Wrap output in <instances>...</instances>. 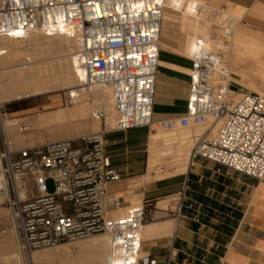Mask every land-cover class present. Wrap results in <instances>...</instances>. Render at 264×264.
Listing matches in <instances>:
<instances>
[{
  "label": "built area",
  "instance_id": "obj_1",
  "mask_svg": "<svg viewBox=\"0 0 264 264\" xmlns=\"http://www.w3.org/2000/svg\"><path fill=\"white\" fill-rule=\"evenodd\" d=\"M167 1L0 0V37L22 38L41 30L77 39L75 59L84 69L80 88H108L116 116L110 129L104 113L94 112L92 118L104 125L82 137L17 151L5 138L0 143V197L17 230L23 264H34L39 249L100 233L112 237L110 264H158L142 251L147 202L124 216L108 213L109 206L123 202L108 195V186L122 179L106 152L111 131L186 130L212 121L196 137L191 160L211 161L264 183V96L233 81L221 51L199 47L191 58L186 111L153 119ZM81 96L78 88L64 90L61 104L71 107ZM217 125L218 133L211 136Z\"/></svg>",
  "mask_w": 264,
  "mask_h": 264
},
{
  "label": "crops",
  "instance_id": "obj_2",
  "mask_svg": "<svg viewBox=\"0 0 264 264\" xmlns=\"http://www.w3.org/2000/svg\"><path fill=\"white\" fill-rule=\"evenodd\" d=\"M236 2L238 4L227 3L243 9L241 20L236 24L238 33L245 39L264 44V2ZM165 22L167 38L163 48L169 60H165L160 69L167 71L173 66L171 58L175 55L179 59L175 60V70L180 75L159 71L155 121L176 118L186 111L189 78L185 80L182 76L189 70V61L191 63L190 41L200 27L198 20H185L176 9L167 10ZM29 109L19 102L13 114ZM12 118L21 120L16 116ZM155 133L142 127L125 133L111 131L106 135V152L113 168L122 175L120 181L108 186V195L123 199L120 207L109 206V215L117 217L134 207L129 206V200L137 199L143 205V202L179 195L177 211L163 209L164 199L158 202L157 208L170 218L144 224L143 253L154 257L158 264H264V184L201 159L191 160L186 172L146 182L153 178L150 158ZM12 135L11 128L9 139L17 143L18 138L13 139ZM142 183L144 185L139 186Z\"/></svg>",
  "mask_w": 264,
  "mask_h": 264
},
{
  "label": "bare ground",
  "instance_id": "obj_3",
  "mask_svg": "<svg viewBox=\"0 0 264 264\" xmlns=\"http://www.w3.org/2000/svg\"><path fill=\"white\" fill-rule=\"evenodd\" d=\"M220 2H222V0L167 1L160 36V65L165 64V60H169L164 56L165 49L163 48L164 41L167 38L165 33L166 12L168 9H176L183 14L185 20L192 18L198 20L200 23L199 33L191 39L189 44L188 55L190 60L199 47L209 50H219L224 54L225 59H230L226 61L231 72L234 74L233 81L239 86L246 87L251 89L250 91L260 93L264 96V44L243 38L236 29L233 30V27L227 26L228 24L224 25L223 28V35H228V37L225 38L221 36L219 33V28L221 26L219 20L221 15H227L226 19L231 21L236 17L241 18L243 9L227 2H225V4L227 3L228 7L222 9ZM209 11L213 12L211 18L207 13ZM215 12L217 13L215 14ZM21 42H27L28 46L27 44V47L21 45ZM256 48H258V50H256ZM77 49L78 40L70 38L64 31L48 35L41 30H35L22 38L1 36L0 62L3 65H10L4 68L7 73H5V71L3 73L9 75V72H14L16 81L15 83L7 82L3 84L0 80V104L24 98L47 95L60 89L74 91L78 88L82 96L81 99L72 106V109H59L48 113H42L37 117V122L44 126L50 124L63 125L75 119H86L89 113L92 117V114L96 111L103 112L104 115L105 112L113 115V100L108 88L102 86L80 88L84 80V69L75 59ZM224 51H226L227 54H225ZM19 60L27 61L26 63L24 62L25 64H18V62H20ZM32 60H40V64H43L41 62L44 60H49L51 63L48 61L49 65L46 71H44L40 65H34L36 62V64H39V61ZM93 104L96 106L91 107ZM99 122L100 120L94 121V124L97 125ZM15 123L16 121H14V119L7 118L2 120L0 124V129L11 149L13 148V143L9 137L11 135V128ZM211 123L212 121H209V126ZM106 125L110 129L115 126V124L114 126H110L107 123ZM26 129L27 127L23 126L19 128V132L22 134L20 135V139H17V143L23 142V132ZM215 130H217L216 133H218L219 125L212 127L211 133ZM67 135L68 131L64 129L58 136H52L51 138L65 137ZM193 136L194 135L189 134H178L176 138L177 141H172L174 139H167L165 136L159 134V132L155 133L152 136L150 173L152 174V171L154 172L155 169H161L164 165L163 162L168 160L167 156L170 153H175V157L178 158L176 159L178 171L186 172L189 166V156L187 147H184V145L188 143V140ZM181 156H183V158ZM169 163L165 164L170 165ZM156 172L158 173V171ZM158 174L161 176V173ZM130 209L131 208H128L123 213V216L126 215ZM113 217H116V215ZM15 236V231L11 229L0 238L1 264H23ZM112 253L113 243L111 235L109 233H100L87 237L86 239L77 240L71 244L35 251L32 257L34 264H110L109 258Z\"/></svg>",
  "mask_w": 264,
  "mask_h": 264
},
{
  "label": "rangeland",
  "instance_id": "obj_4",
  "mask_svg": "<svg viewBox=\"0 0 264 264\" xmlns=\"http://www.w3.org/2000/svg\"><path fill=\"white\" fill-rule=\"evenodd\" d=\"M264 2V0H262ZM225 2H231L234 4H238L236 2V0H222V2H220V6L222 9H226L228 6V4ZM209 14V17L211 18V16L213 15V12L209 11L207 12ZM217 12H215L216 14ZM227 15H221L220 17V22H221V26L219 28V33L221 36L223 37H228L223 35V28L224 25H227L229 27H233V30L236 29V24L241 20L240 17H236L235 19L228 21L229 19H226ZM250 27V26H248ZM23 46L27 47L28 43L27 42H21ZM27 44V46H26ZM245 44V43H244ZM256 50H258V48H256ZM225 54H227L226 51H224ZM7 55V54H6ZM5 55V56H6ZM175 60H179L177 58H175V55H173V58H171L172 65L170 68L166 70H163V68L160 69L161 73H172V74H176L177 76L180 75L176 70H175ZM226 60H230L228 58H226ZM242 60H247V59H242ZM20 62H18V64H23L24 62L26 63L27 60H19ZM22 61V62H21ZM32 61H39V64L34 63V65H40L44 71H46L48 65H49V60H44L40 64V60H32ZM49 61V62H48ZM227 62V61H226ZM24 63V64H25ZM51 63V62H50ZM190 61L188 63L189 65V70H187L182 78H184L185 80H188L189 78V73H190ZM30 65V64H29ZM33 65V64H31ZM8 67L10 65H3L0 62V80L3 82V84L8 83H15V76H14V72H9V75H6L5 73L6 70L4 69L5 67ZM5 71V73H3ZM11 73V74H10ZM16 73V72H15ZM242 87V86H241ZM247 90H251L248 89L246 87H243ZM64 90H58L55 92H52L48 95H42V96H35V97H31V98H26L20 101H13V102H5L0 104V124L2 122V120L7 119V118H12V116H16L18 118H20L21 120L16 121L15 125H13L12 129H13V135L11 138L15 139V137H17L18 139H20V135L22 133L19 132V128L21 126L23 127H27L26 130H24L23 132V140H26L24 143H21L20 145L17 144L15 141L13 143V150L17 151L23 148H27V147H31V146H37V145H44L47 144L49 142L52 141H56V140H61V139H66V138H77V137H82L85 136L89 133L92 132H97L100 131L102 126L104 125V122H99V124L95 125L94 120L92 119V117L90 116V113L88 115V117L86 119L83 120H77L75 119L72 122H67L63 125H58V124H50V125H43L39 122H37V117L39 115H41L42 113H47L50 111H55V110H59V109H72L73 107H63L61 104V95L63 93ZM253 92V91H252ZM260 94V93H259ZM93 98V97H92ZM19 102H23V106L27 107V108H31L29 110H26L25 112H21V113H17V114H13L14 109L16 108V104ZM96 106L95 104H93L91 107ZM39 107V108H38ZM90 112V111H89ZM2 115V116H1ZM106 118L107 121L106 123L110 126H114L115 124V116H114V110H113V115H111L110 113H106ZM14 124V123H13ZM47 126V127H46ZM207 127H209V124L206 126H202V127H191L189 129L186 130H177L174 132L171 131H167L165 129L159 128V127H154L152 130L159 132V134H161L162 136H165L167 139H174L172 141H177V136L178 134H183V135H194L192 138H190L188 140V143H186L184 145V147H187V152H188V162L190 164V151L191 148L194 144V138L196 136H200L202 135L206 130ZM64 129L66 131H68V135L65 137H56V138H51L52 136H58L62 131H64ZM217 130L213 131L211 133V136H215L217 133ZM5 136L2 133V130L0 129V143L2 144L4 141ZM6 139V138H5ZM168 160H165L163 163L164 165L162 166V168L158 169V170H154V172L152 171V179H150L149 181L146 182H151L154 180H159L162 178H166V177H170L172 175H176V174H180L181 172L178 171V165L176 164V158L175 157V153H170L168 156ZM183 158V156H181ZM180 158V157H179ZM170 163H169V162ZM165 163H169L170 165H166ZM166 165V166H165ZM148 168V167H147ZM158 171V173H161V176L156 172ZM170 171V172H169ZM174 171V172H172ZM177 172V173H176ZM164 174V175H163ZM158 175V176H157ZM258 181V180H257ZM259 182V181H258ZM145 183V182H144ZM144 183L140 184L139 186H143ZM260 183V182H259ZM264 184V183H262ZM48 185V189L50 192L54 191L55 187L52 181H49L47 183ZM163 199L166 201V206L163 209H172L173 211H177L178 208V202H179V195H175V196H166L164 198H160L156 201H152L150 203H146V222H151V221H160V220H164L166 218H170V216L168 214H165V211H162L160 209L157 208L158 206V202L163 201ZM129 206H141L139 200L134 199V200H129ZM118 215L121 214V212L117 213ZM123 216V213L120 215ZM118 217V216H117ZM13 229L15 231V238L17 240V245H18V233L17 230L13 224L12 218H11V213L9 211V209L7 208V206L4 204V198H0V238L5 235L9 230ZM86 239V238H84ZM81 240V239H80ZM75 241H70V242H64L61 243L59 245L56 246H51V247H59L61 245H66V244H71L74 243ZM49 248V247H46ZM45 249V248H42ZM41 250V249H39ZM38 251V250H37ZM1 264V263H0Z\"/></svg>",
  "mask_w": 264,
  "mask_h": 264
}]
</instances>
